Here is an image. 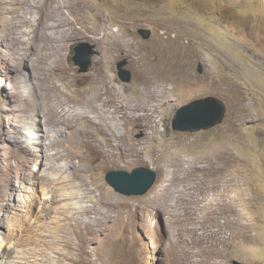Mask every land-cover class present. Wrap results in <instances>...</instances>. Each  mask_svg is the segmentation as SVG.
<instances>
[{
    "label": "rangeland",
    "instance_id": "1",
    "mask_svg": "<svg viewBox=\"0 0 264 264\" xmlns=\"http://www.w3.org/2000/svg\"><path fill=\"white\" fill-rule=\"evenodd\" d=\"M70 15L79 32L56 45L0 28V263L264 264V0H82ZM81 42L96 45L86 73ZM209 95L228 105L221 125L173 129ZM53 103L100 124L58 133ZM140 166L158 174L145 195L106 179Z\"/></svg>",
    "mask_w": 264,
    "mask_h": 264
},
{
    "label": "bare ground",
    "instance_id": "2",
    "mask_svg": "<svg viewBox=\"0 0 264 264\" xmlns=\"http://www.w3.org/2000/svg\"><path fill=\"white\" fill-rule=\"evenodd\" d=\"M81 2L82 0H22V3H15L11 7H4L3 10L0 9V28H3L5 23L9 22L14 27L21 28L22 35H29L31 38L39 37L45 39L49 44L56 45L73 37L74 34L79 32L75 20L71 18L70 13L72 10L76 9ZM4 4L7 3L5 2ZM7 9L15 12L19 11V13L8 15ZM10 41L16 46L14 48L15 55L13 54V57L17 59L22 66H27V55L25 54L22 36H17V42ZM2 44L3 41L0 45ZM32 46L33 44L30 43L29 47ZM59 64L60 63H57V60L54 59L50 64L49 71L55 69ZM23 95L25 99H27V95L25 93H23ZM71 100L73 99L69 101ZM146 101L147 104L145 105L147 108L144 111H149L151 99L147 97ZM130 110H132L133 113H135V110L139 111L135 106H132ZM126 113L128 114L127 111ZM52 116L56 118L53 123V128L58 133H62L64 128L73 130L78 123L84 122L83 124H86L92 129H96L95 126L100 124L97 116L70 104L60 108L57 104L53 103ZM142 116L143 115H140L138 118ZM27 126H31L36 130V124L32 122H28ZM118 129L120 130L121 128L119 127ZM22 137L28 139L30 135H28V133H22ZM30 143H33L32 140ZM28 146H30V144H28ZM20 190L22 191L23 189ZM108 191L110 190L106 189L104 192ZM5 223L6 217L4 214H1L0 225H4ZM5 263L6 261L3 260L0 264Z\"/></svg>",
    "mask_w": 264,
    "mask_h": 264
},
{
    "label": "water",
    "instance_id": "3",
    "mask_svg": "<svg viewBox=\"0 0 264 264\" xmlns=\"http://www.w3.org/2000/svg\"><path fill=\"white\" fill-rule=\"evenodd\" d=\"M143 39L152 36V30L142 28L139 30ZM96 45L81 42L75 48L74 63L80 66V72H89L92 67V58L96 54ZM126 59L117 63L118 76L123 82H131L133 74L127 68ZM198 71L203 72L202 64ZM228 113V105L224 99L215 95H209L192 100L182 105L175 113L172 124L173 129L181 132H200L213 129L221 125ZM158 174L155 170L140 166L133 171L112 170L106 179L116 191L125 195L141 196L149 192L154 186Z\"/></svg>",
    "mask_w": 264,
    "mask_h": 264
}]
</instances>
